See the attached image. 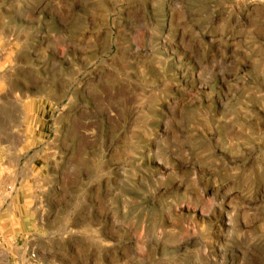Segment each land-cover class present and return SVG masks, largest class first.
<instances>
[{"label": "rangeland", "instance_id": "rangeland-1", "mask_svg": "<svg viewBox=\"0 0 264 264\" xmlns=\"http://www.w3.org/2000/svg\"><path fill=\"white\" fill-rule=\"evenodd\" d=\"M0 244L264 264V0H0Z\"/></svg>", "mask_w": 264, "mask_h": 264}, {"label": "clouds", "instance_id": "clouds-1", "mask_svg": "<svg viewBox=\"0 0 264 264\" xmlns=\"http://www.w3.org/2000/svg\"><path fill=\"white\" fill-rule=\"evenodd\" d=\"M0 253L3 255L6 254L8 264H20L17 257L22 255V253L19 249L0 244Z\"/></svg>", "mask_w": 264, "mask_h": 264}]
</instances>
